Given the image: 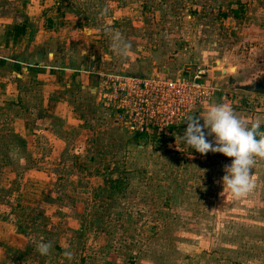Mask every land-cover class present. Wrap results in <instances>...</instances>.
Segmentation results:
<instances>
[{
	"label": "rangeland",
	"instance_id": "374dc122",
	"mask_svg": "<svg viewBox=\"0 0 264 264\" xmlns=\"http://www.w3.org/2000/svg\"><path fill=\"white\" fill-rule=\"evenodd\" d=\"M13 3L0 0V25L14 16ZM41 3L50 10L46 23L64 26L65 34L51 46L65 67L91 72L94 81L102 73L159 74L186 62L206 65L212 81L213 70L226 69V76L215 79L218 94L195 116L213 104H226L249 124L257 118L264 122V95L228 87L229 77L245 81L264 69V0ZM105 7L108 13L102 16ZM109 29L119 30L131 43L127 58L112 50ZM39 117L34 112L35 122ZM13 118V110H0V264H264V160L256 158L252 170L259 190L233 203L222 181L233 158L201 155L176 141L187 126L162 139L130 137L134 147L127 154L131 159L124 181L117 180L112 185L116 190L108 191L106 182L112 179L99 176L96 182L105 189L95 191L89 205L84 189L91 177L75 175L71 160L57 165L41 155L26 158L24 142L12 133ZM40 148L44 156L50 149ZM15 152L21 157H14ZM104 161L95 160L100 172ZM32 165L60 167L64 173L51 192L55 205L32 206L21 198L20 172ZM71 179L82 187L74 206ZM41 240L53 245L47 256L36 250ZM66 250L73 253L71 260L64 256Z\"/></svg>",
	"mask_w": 264,
	"mask_h": 264
},
{
	"label": "crops",
	"instance_id": "0c3cea01",
	"mask_svg": "<svg viewBox=\"0 0 264 264\" xmlns=\"http://www.w3.org/2000/svg\"><path fill=\"white\" fill-rule=\"evenodd\" d=\"M13 1L14 16L0 25V110L15 112L10 122L12 133L24 142L26 158L32 161L41 155L59 163L57 165L71 160L77 170L75 175L84 173L91 177L84 189V193L89 192L87 199L91 205L94 203L92 194L105 189L103 183L96 182L99 176L112 179L106 182L108 191L116 190L112 185H117V180L124 181L131 159L127 154L134 147L130 137L136 136L129 134L97 105L93 91L97 81L91 72L76 69L75 65L65 67L59 61L51 43L65 34L64 26L46 23L50 10L42 6L41 0ZM66 60L74 62L70 58ZM36 111L40 112L37 122L33 120ZM42 145L50 147L45 156ZM16 156L19 155L16 153ZM84 160L88 161L83 165ZM95 160H105L101 172ZM32 166L20 172L21 198L34 203L32 206L43 202L48 207L55 205L58 201L56 197L50 198L51 192L55 183L63 182L64 173L60 167L56 169L51 165ZM69 183V189L75 192V196L70 197L73 206L78 205L81 183L75 179ZM255 190L259 187L255 186ZM233 198L235 203L237 199Z\"/></svg>",
	"mask_w": 264,
	"mask_h": 264
},
{
	"label": "built area",
	"instance_id": "2783aa9c",
	"mask_svg": "<svg viewBox=\"0 0 264 264\" xmlns=\"http://www.w3.org/2000/svg\"><path fill=\"white\" fill-rule=\"evenodd\" d=\"M204 64L186 62L157 74L102 73L93 88L97 105L138 138H164L188 125L186 118L214 98L219 89ZM213 74V71H212Z\"/></svg>",
	"mask_w": 264,
	"mask_h": 264
},
{
	"label": "clouds",
	"instance_id": "9594fccd",
	"mask_svg": "<svg viewBox=\"0 0 264 264\" xmlns=\"http://www.w3.org/2000/svg\"><path fill=\"white\" fill-rule=\"evenodd\" d=\"M107 13L108 8L105 7L100 14L103 16ZM106 34L110 38L112 50L122 58H127L132 48L131 43L119 30L109 29ZM186 120V131L183 136L177 135L176 141H182L187 148L195 149L201 155L212 152L233 158L232 163L224 167V191L227 188L236 199L248 196L256 186L252 178L256 158L264 160V130L261 128L264 122L257 118L249 124L226 104H213L206 114L201 113L199 117L189 115ZM209 136L214 139L210 141L207 138ZM52 247L51 242L41 240L36 245V250L42 256H47ZM64 256L71 260L73 253L66 250Z\"/></svg>",
	"mask_w": 264,
	"mask_h": 264
},
{
	"label": "water",
	"instance_id": "95a60500",
	"mask_svg": "<svg viewBox=\"0 0 264 264\" xmlns=\"http://www.w3.org/2000/svg\"><path fill=\"white\" fill-rule=\"evenodd\" d=\"M220 65V62H217ZM169 69H164L161 73L156 75L157 79H165V75ZM228 70L223 69L214 71L212 74V83L218 88L215 79L218 77L226 76ZM228 87L236 91H241L249 94L264 95V69L257 71L248 80L239 81L233 77L228 78Z\"/></svg>",
	"mask_w": 264,
	"mask_h": 264
}]
</instances>
